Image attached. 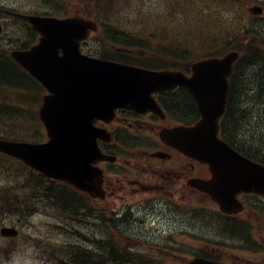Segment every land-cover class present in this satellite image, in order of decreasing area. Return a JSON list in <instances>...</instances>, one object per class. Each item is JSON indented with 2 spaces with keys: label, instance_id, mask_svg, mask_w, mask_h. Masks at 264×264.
Listing matches in <instances>:
<instances>
[{
  "label": "water",
  "instance_id": "1",
  "mask_svg": "<svg viewBox=\"0 0 264 264\" xmlns=\"http://www.w3.org/2000/svg\"><path fill=\"white\" fill-rule=\"evenodd\" d=\"M251 10L262 11L257 6ZM21 16L41 32V38L31 49L14 50L12 56L50 92L44 97L40 111L50 140L43 144L0 140V150L95 195L101 188L102 174L92 162L95 157H103L97 137L104 136L94 126L95 119L112 117L117 107L158 110L152 92L180 84L196 97L202 118L195 127L180 128L164 138L210 164L213 178L201 187L225 209L242 190L264 193V166L243 158L217 137L228 76L238 52L195 62L190 77L181 72L150 71L82 55L80 41L90 29L97 28L89 19ZM2 233L16 232L4 227ZM191 264L214 263L197 259Z\"/></svg>",
  "mask_w": 264,
  "mask_h": 264
},
{
  "label": "trees",
  "instance_id": "2",
  "mask_svg": "<svg viewBox=\"0 0 264 264\" xmlns=\"http://www.w3.org/2000/svg\"><path fill=\"white\" fill-rule=\"evenodd\" d=\"M92 4L97 0H86ZM191 15L185 12L191 25L184 28L182 33L190 37L189 41H184L185 48L180 46V51L187 56H192L190 52L196 51L199 56L217 55L231 48L240 51L241 58L235 66L231 76V87L227 109L223 116V135L232 143L242 149L245 141L246 147L254 149L253 145L259 148L257 135L249 137L243 136L244 118L255 119L259 113V108L263 113L259 114L264 120V23H255L245 16V9L248 2L257 0H179ZM264 3V0H259ZM92 2V3H91ZM99 2V1H98ZM90 6V5H88ZM115 30L110 33L108 44L122 46L121 51L128 52L130 49L144 51L148 33L133 34ZM35 37V33H30ZM34 41H32L33 43ZM31 42H12L9 47H27ZM9 47L6 42H0V136L9 138L32 137L34 139L43 138V130L38 117L24 114L27 109L21 103H28L25 96L29 97L33 92L39 90L29 81L31 78L23 68L14 61L9 54ZM10 47V48H11ZM119 50H104L99 53L105 58L116 59L127 63H137L141 57L121 52ZM190 51V52H189ZM183 56V55H182ZM143 64L151 67L153 64L143 61ZM259 103V104H258ZM172 109L179 112L192 114L191 101L186 97H180L171 103ZM195 110V108H194ZM254 110V111H253ZM28 112H31L28 110ZM264 131V126H263ZM264 139V138H263ZM258 140V142L256 141ZM257 154H260L258 151ZM256 154V155H257ZM264 157V155H263ZM264 160V159H263ZM11 168L5 172L13 173L12 177L17 179L18 161L13 160ZM6 170H8L6 168ZM18 174L21 179H26L25 185L30 190H35L36 183H41L43 175L35 172H24ZM35 183L31 184L30 181ZM46 192L54 195V200L61 205L71 203V210L79 221L83 217L77 210L83 198L78 192L70 189L67 185L57 181H47ZM17 186H19L17 184ZM42 188V187H40ZM27 190V189H26ZM0 202L5 206L18 210V199L14 190L8 189L4 196L0 197ZM86 239L95 242V235L90 237L81 234ZM108 244V243H107ZM112 247L103 248L102 257L95 248H88L84 244L78 245L70 243L65 250L70 254L67 257L69 264H160L153 259L143 258L141 255L124 248L119 243H110Z\"/></svg>",
  "mask_w": 264,
  "mask_h": 264
},
{
  "label": "flooded vegetation",
  "instance_id": "3",
  "mask_svg": "<svg viewBox=\"0 0 264 264\" xmlns=\"http://www.w3.org/2000/svg\"><path fill=\"white\" fill-rule=\"evenodd\" d=\"M183 94L193 105L190 96L187 93ZM189 110L188 108L187 112L180 113L185 117L193 116L194 108L192 114H189ZM162 122L164 121L155 120L150 113L139 114L129 110H119L117 118L112 123H98L107 127L119 139V142L104 145L105 150L116 151L118 147H122L121 142L124 139L121 137L129 136L130 155L124 163L106 167L104 179L106 197L97 202L102 208L101 212H104L106 205L114 206L120 199L131 201L127 206H134V215L145 213L149 215L150 220L156 217L163 220L170 218L173 221H165L167 231L173 234L192 235L196 237L192 244L199 245L200 231L213 232V228L217 227L214 223L200 222V206L202 204L209 209V212H215L218 205L207 193L194 186L192 181L198 178L208 179L210 174L197 161L190 160L158 139L157 132L162 127ZM145 138H148L151 144H147ZM159 151L169 152L170 157L162 158L155 155ZM242 198L246 208L241 215L256 220L262 218L263 212L258 210V205L256 209L252 206L248 207L249 199ZM111 213L117 218L121 217L116 210ZM227 218L236 220L238 217ZM153 223L159 225L155 220ZM224 230H228V227L225 226ZM211 249L214 251L215 247ZM232 262L242 261L234 259Z\"/></svg>",
  "mask_w": 264,
  "mask_h": 264
},
{
  "label": "rangeland",
  "instance_id": "4",
  "mask_svg": "<svg viewBox=\"0 0 264 264\" xmlns=\"http://www.w3.org/2000/svg\"><path fill=\"white\" fill-rule=\"evenodd\" d=\"M9 1L14 2V0H9ZM20 1H23V0H20ZM156 1H159V2H156ZM156 1L154 2L151 1V4L157 7L159 10V13H162V16H164L167 19L171 17L169 9H172L174 12H176L175 8H177L178 9L177 12L181 14H184L185 11L189 10L185 8L183 5L173 7V6H169L166 1L164 2L163 0H156ZM75 8H76L75 6L71 7L70 12L71 13L74 12L72 10H74ZM138 19H136L135 21H137ZM262 19H264V17ZM144 29H145V26L143 25L141 30H144ZM98 38L100 39L101 37H98ZM55 219L56 218H55V215L53 214V210H50V211L42 210L41 213L35 214L31 218V223L26 224L25 226H21V227L24 232L28 233V234H25L26 236L28 235H36V236L48 235V236L54 237L55 236L54 234L49 233L51 232L52 228L46 223V221L54 222ZM3 220H5L7 223H10V221H12V219L10 218H3V219H0V224L3 222ZM15 220H16V216H15ZM262 238L264 239V235L262 236ZM21 239L22 237L17 241L0 242L1 244L2 243L8 244L5 246V250L7 251L5 252L6 259L4 260L3 263L4 264H42L40 259H43V258L41 257L38 247L33 245L31 242H28L27 240L24 242ZM123 239L130 242V240L127 237ZM262 245L264 247V243H262ZM189 254L190 252H184V253L182 252V256H181L182 261L185 262L192 255V254L190 255ZM259 257L261 261H264V254Z\"/></svg>",
  "mask_w": 264,
  "mask_h": 264
},
{
  "label": "bare ground",
  "instance_id": "5",
  "mask_svg": "<svg viewBox=\"0 0 264 264\" xmlns=\"http://www.w3.org/2000/svg\"><path fill=\"white\" fill-rule=\"evenodd\" d=\"M259 104V103H258ZM254 111V110H253ZM46 197L49 199V200H54L55 198H54V195L52 194V193H47L46 194Z\"/></svg>",
  "mask_w": 264,
  "mask_h": 264
}]
</instances>
